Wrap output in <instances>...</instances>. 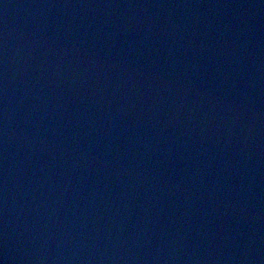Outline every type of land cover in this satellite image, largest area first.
I'll use <instances>...</instances> for the list:
<instances>
[{
  "label": "water",
  "instance_id": "water-1",
  "mask_svg": "<svg viewBox=\"0 0 264 264\" xmlns=\"http://www.w3.org/2000/svg\"><path fill=\"white\" fill-rule=\"evenodd\" d=\"M3 264H264V0H0Z\"/></svg>",
  "mask_w": 264,
  "mask_h": 264
},
{
  "label": "clouds",
  "instance_id": "clouds-1",
  "mask_svg": "<svg viewBox=\"0 0 264 264\" xmlns=\"http://www.w3.org/2000/svg\"><path fill=\"white\" fill-rule=\"evenodd\" d=\"M0 264H3V261H0Z\"/></svg>",
  "mask_w": 264,
  "mask_h": 264
}]
</instances>
